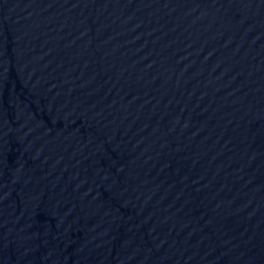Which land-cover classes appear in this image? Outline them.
Masks as SVG:
<instances>
[{"label": "water", "instance_id": "1", "mask_svg": "<svg viewBox=\"0 0 264 264\" xmlns=\"http://www.w3.org/2000/svg\"><path fill=\"white\" fill-rule=\"evenodd\" d=\"M0 264H264V0H0Z\"/></svg>", "mask_w": 264, "mask_h": 264}]
</instances>
